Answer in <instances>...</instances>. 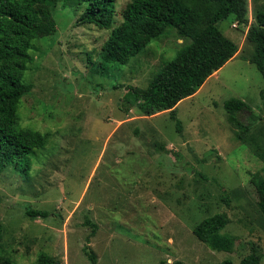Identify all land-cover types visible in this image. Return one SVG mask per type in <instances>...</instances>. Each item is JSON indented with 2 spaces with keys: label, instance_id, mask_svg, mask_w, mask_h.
Instances as JSON below:
<instances>
[{
  "label": "rangeland",
  "instance_id": "rangeland-1",
  "mask_svg": "<svg viewBox=\"0 0 264 264\" xmlns=\"http://www.w3.org/2000/svg\"><path fill=\"white\" fill-rule=\"evenodd\" d=\"M129 0H117L115 23ZM57 30L30 50L24 75L33 88L18 110L25 127L51 133L26 173L0 172V255L33 264L41 251L62 264H219L256 246L264 264V214L257 182L264 176V75L250 62L247 26L232 17L219 22L239 46L194 94L177 106L179 131L168 111L143 116L124 96L146 87L162 65L188 43L168 29L128 63L100 67L111 29L77 25L86 4L54 0ZM250 22L264 15V0H250ZM245 100L238 118L253 123L249 141L237 138L225 101ZM263 154V155H262ZM47 209L30 217L26 207ZM226 212L222 230L231 249H213L194 227ZM90 218L97 231L89 240Z\"/></svg>",
  "mask_w": 264,
  "mask_h": 264
},
{
  "label": "trees",
  "instance_id": "trees-1",
  "mask_svg": "<svg viewBox=\"0 0 264 264\" xmlns=\"http://www.w3.org/2000/svg\"><path fill=\"white\" fill-rule=\"evenodd\" d=\"M86 7L76 20L77 25L94 24L111 29L101 49L100 67L106 63L126 64L146 45L159 38L168 29H175L188 43L173 59L166 61L146 87L127 90L124 101L127 109L135 108L143 116L168 111L179 131L178 103L194 95L216 71L239 55V46L227 37L219 22L232 17L238 24L247 26V39L253 44L250 62L264 75V15L257 14V22H250V0H129L122 11V21L115 23L117 0H82ZM54 0H0V172L8 167L26 173L32 157L48 143L51 133L42 132L20 123L18 110L23 97L33 85L24 81V75L34 58L30 53L36 40L52 35L57 30L53 17ZM264 103V89L261 90ZM229 121L236 129L237 138L249 141L247 134L253 123H245L238 113L249 109L241 98L225 101ZM263 155V154H262ZM259 208L264 214V176L257 182ZM30 217H48L47 209L26 207ZM229 223L226 212L205 217L193 232L199 240L213 249H231L233 237L222 230ZM94 236L97 224L86 220ZM1 240V230H0ZM84 251L90 264H98L97 254L88 244ZM261 253L253 246L239 264H260ZM0 264H17L0 255ZM33 264H62V261L41 251ZM175 264H187L177 260ZM219 264H235L225 259Z\"/></svg>",
  "mask_w": 264,
  "mask_h": 264
},
{
  "label": "crops",
  "instance_id": "crops-1",
  "mask_svg": "<svg viewBox=\"0 0 264 264\" xmlns=\"http://www.w3.org/2000/svg\"><path fill=\"white\" fill-rule=\"evenodd\" d=\"M216 72H217V71H216ZM216 72H215V73H216ZM208 79H209V78H208ZM206 81H207V80H206ZM203 85H204V84H203ZM203 85H202V86H203Z\"/></svg>",
  "mask_w": 264,
  "mask_h": 264
}]
</instances>
